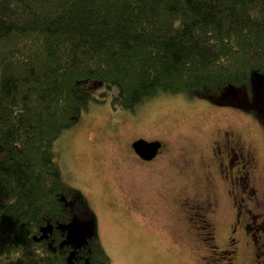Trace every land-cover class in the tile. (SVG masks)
<instances>
[{
  "label": "trees",
  "instance_id": "1",
  "mask_svg": "<svg viewBox=\"0 0 264 264\" xmlns=\"http://www.w3.org/2000/svg\"><path fill=\"white\" fill-rule=\"evenodd\" d=\"M87 80L105 90L95 97ZM261 82L264 0H0V264H110L78 223L87 196L78 210L69 204L56 146L91 100L135 111L160 93L252 98ZM254 211L242 218L260 229L262 204ZM228 217L223 248L232 242L246 264L238 254L252 233L232 232ZM209 239L198 242L199 264H227L233 255L210 247L219 235Z\"/></svg>",
  "mask_w": 264,
  "mask_h": 264
},
{
  "label": "rangeland",
  "instance_id": "2",
  "mask_svg": "<svg viewBox=\"0 0 264 264\" xmlns=\"http://www.w3.org/2000/svg\"><path fill=\"white\" fill-rule=\"evenodd\" d=\"M86 86L95 97L105 90L103 85L88 80ZM230 95L199 98L183 93H160L135 111L115 108L109 96L101 102L91 100L87 108H81L76 123L56 141V146L64 149L63 178L73 195L79 198L75 200L73 196L75 203L71 208L78 210L76 202L79 205L83 200L82 194L87 196L90 208L86 205L82 213L75 210L78 223L94 232L110 264H199L198 242L201 248L202 238L211 240L209 227L212 226L204 220L218 223L233 212L228 183L219 171L211 175L212 211L205 210L204 204H196L191 210L184 206V211L178 212L182 206H172L173 192L176 193L182 181H190L188 172L194 168L195 160L198 164L201 161L199 165L205 169L203 157L212 154H208V150L215 145L222 128L232 134L231 156L235 155L234 151L240 156L232 176L228 173L233 199L242 195L243 186L248 197L243 211L252 210L254 216V209L261 204L264 210V83L263 87L255 89L252 98H247L244 92H230ZM136 137L149 141L162 139L173 150L171 159L163 162L158 159L162 164L156 172L155 184L140 182L148 174L152 178L154 173L144 168L146 163L126 154L129 142ZM237 139L244 149L233 145ZM193 150H197V154ZM185 158L189 166L182 164ZM242 163L246 165L242 175L247 171L248 183L235 178V171ZM204 176L205 170H202L198 176L201 183ZM201 183L188 193L195 195L204 190ZM252 187L256 188V193L258 191L256 196L250 192ZM183 213L184 218L180 217ZM153 223L154 228L149 230ZM177 227L186 233L185 243L184 234ZM227 234L224 221L216 229L219 241L213 240L215 244L211 242V249L229 251L231 244L223 248ZM255 234L256 243L252 239L247 245H240L243 249L238 256L245 259L246 264H264V232L252 228V236Z\"/></svg>",
  "mask_w": 264,
  "mask_h": 264
},
{
  "label": "flooded vegetation",
  "instance_id": "3",
  "mask_svg": "<svg viewBox=\"0 0 264 264\" xmlns=\"http://www.w3.org/2000/svg\"><path fill=\"white\" fill-rule=\"evenodd\" d=\"M230 135L232 136L231 132L229 130H226L225 128H222V131L219 132V135H218V138L215 139V145H212L211 148L212 149H209L208 150V154L209 153H212L210 155V157H207L206 155H204L203 159H204V165H205V169L200 167V165L202 164V162L200 161L199 164H198V161L195 160L194 161V157L191 153V158H193V161L195 162V166L193 169H190V171L188 173L191 174V178H190V181L187 182V181H182L180 184H178V190L175 192H173V199H172V206L176 207L178 205L182 206V209L179 210L178 209V212H183V207L186 206V207H189L188 209H193V205H196V204H204V209L205 210H211L212 211V204L214 201L212 200V196H213V193H212V190H213V187L211 184H210V177L211 175L213 174V172L215 171H219L221 173L224 174V180L227 181L228 183V189H227V193L228 195L230 194L231 197H230V200H231V209L233 210L232 214L230 212L229 214V220L230 222L228 223V228H232V232L236 233L237 232V228H239L238 226L241 225L244 226V229L247 231V233H249V231L252 233V228L255 229V231H259L261 229L264 228V226H262L260 229L258 228L257 225H255V221L251 219V222H247L245 220H243V216L247 214V212H249L247 209L245 211H243L241 205L238 204V199H233L232 197V192H233V189H231L229 187V183H232L231 180H229L228 178V173H229V177L232 176L231 174L233 173V170H234V166H236V164L238 165L239 162H237V160H233V156H231V151H233L234 149L232 147H230V144L231 142L233 141V139H230ZM137 139L136 138H133L130 142H129V150L128 152H126V154H131V155H134L137 159H139L140 161H143L144 164L146 163L145 165V169H148L150 168V174L151 172H153L154 174L151 175L152 178L149 176L146 177L147 173H145V178H143L140 182L142 184H146V182L150 181L152 184H155L157 182V176H156V172L158 171V169L160 168L162 162L166 159H171L170 157L173 156V150L168 146V144L166 142H164L162 139H158L160 140L161 142V147L154 152V155L148 159L146 158H143V156H141L140 154H138L136 152L135 149H133L132 147V143ZM131 143V145H130ZM221 144V145H220ZM233 145L235 146H238L240 149H244L243 146L241 145V141L237 139V141L235 143H233ZM197 150H193V153L197 154ZM247 155L250 156V151L247 150ZM233 154H235V159H237V156L238 154H236V152L234 151ZM158 159H163L162 162H158ZM109 160V157L108 159ZM182 164L183 165H187L189 166L188 164V160L185 158L183 161H182ZM185 165V166H186ZM251 165V163H250ZM246 170V165L244 164L243 167L240 166V169H238L237 171H235V178L239 179L241 182L243 181H246L247 182V179L246 176H247V171L244 173V176H242V173H243V169ZM224 169H227V172L224 171ZM202 170H205V178L202 180V183L201 181L198 180V176L201 175V172ZM234 178V179H235ZM155 182V183H154ZM201 183L205 188H204V191L203 189L200 190L199 192H196L195 195H190L188 192L190 191V189L194 186L195 188H199L197 185ZM206 186L208 187L206 189ZM254 188L255 187H252V192L254 193ZM81 191V190H80ZM241 191L245 193V188L243 186H241ZM144 192V191H143ZM251 192V193H252ZM77 194V193H76ZM73 192H71L70 194H68V200H69V204L71 205L73 202L75 203V201L73 200ZM83 197H85V194H82ZM78 197H75L74 196V199L77 200ZM79 199V198H78ZM61 200H65V196L63 197V195L61 196ZM65 203V201H64ZM81 205H83V202L80 201ZM195 203V204H194ZM66 204V203H65ZM76 205L78 206V202H76ZM208 205V206H207ZM151 207V205H150ZM176 211V209L174 210ZM186 211V210H185ZM79 213H82V210L79 211ZM151 213V212H150ZM185 213H183L180 217H185L184 216ZM149 217L150 214H149ZM138 219L142 220L141 217H137ZM207 222V225L208 223L212 226L211 228L209 227V230H210V234L211 235H216V229L218 228V226L220 225L219 222L218 223H214L212 224V222H210L209 220H204ZM155 223H158L155 222ZM246 223V224H245ZM154 223L150 226V229H153L154 228ZM181 225V224H180ZM174 226V225H173ZM209 226V225H208ZM178 228V227H177ZM202 229H205L203 226L201 227ZM181 229L183 230L182 228V225H181ZM209 234V235H210ZM215 239V238H214ZM253 241L256 243L257 241V238H256V234L253 235ZM234 239L232 238V241ZM251 241V239H250ZM230 244L232 242H229ZM250 244V243H249ZM215 248H217V246H215ZM213 250L214 252L213 253H216V249H211ZM220 252H218V254H220L222 252V254L225 256V255H233L232 257H228V262L227 264H238L237 262H234V260L237 258V256L234 254L237 253V250H233L230 252L229 251H225V250H219ZM217 255V253H216ZM223 256V257H224ZM206 258V257H205Z\"/></svg>",
  "mask_w": 264,
  "mask_h": 264
},
{
  "label": "water",
  "instance_id": "4",
  "mask_svg": "<svg viewBox=\"0 0 264 264\" xmlns=\"http://www.w3.org/2000/svg\"><path fill=\"white\" fill-rule=\"evenodd\" d=\"M263 83L261 82L259 85H262ZM133 149L136 150L138 154L143 156V158H150L154 155V152L157 151L161 147V142L160 140H153L149 141L143 138H138L132 143ZM78 230H74L72 233V238L70 241L72 243H76L78 241ZM75 253V251L72 253V255Z\"/></svg>",
  "mask_w": 264,
  "mask_h": 264
}]
</instances>
